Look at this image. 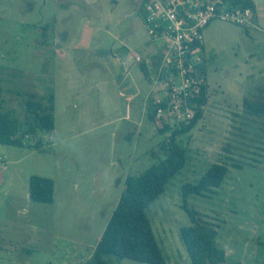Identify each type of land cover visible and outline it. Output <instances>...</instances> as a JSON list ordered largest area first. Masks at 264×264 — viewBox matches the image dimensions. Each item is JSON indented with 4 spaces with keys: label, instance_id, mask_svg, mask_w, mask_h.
Returning <instances> with one entry per match:
<instances>
[{
    "label": "rangeland",
    "instance_id": "obj_1",
    "mask_svg": "<svg viewBox=\"0 0 264 264\" xmlns=\"http://www.w3.org/2000/svg\"><path fill=\"white\" fill-rule=\"evenodd\" d=\"M254 1L256 27L216 20L205 31L209 104L180 138L186 166L147 210L166 264H192L181 237L191 225L185 201L214 223L227 264H264V146L259 151L242 145L259 153L254 155L239 151L236 142H242L240 128L247 129L240 117L243 98L264 81V0ZM140 4L0 0L5 111L22 119L30 94L55 96L54 132L27 136L23 146L0 143V264H86L127 177L159 161L154 152L165 136L146 114L156 72L149 67L150 79L136 60L139 55L147 63L159 43L146 30ZM99 48L124 57L123 70L113 67L112 57L90 53ZM228 143L237 155L225 151ZM215 163L229 167L222 186L214 194L185 197V187L198 184ZM32 176L54 180V203L30 199Z\"/></svg>",
    "mask_w": 264,
    "mask_h": 264
},
{
    "label": "trees",
    "instance_id": "obj_2",
    "mask_svg": "<svg viewBox=\"0 0 264 264\" xmlns=\"http://www.w3.org/2000/svg\"><path fill=\"white\" fill-rule=\"evenodd\" d=\"M238 1L244 5L252 6L257 11L254 0ZM141 14L143 15L142 10ZM204 50L206 52L205 47ZM94 54L104 57L110 56L112 52L111 50H98L94 51ZM208 61L209 58L205 53L204 63L201 67L205 83L200 94L193 99L196 116L190 123L172 127L165 121L157 119L154 95L150 98L147 118L155 125L157 132L165 136V139L159 144L158 151L154 152L155 158L159 161L141 174L127 177L119 203L94 250L93 257L86 264H108L106 258L110 256L117 259H130L138 264H166L147 210L156 199L166 192L170 181L187 164L188 152L181 145L180 138L189 133L203 118L205 108L209 104ZM140 65L146 72L145 63H140ZM24 105L25 113L22 119L6 112L5 99L0 88L1 144L23 146L24 138L27 136H36L40 131L48 133L55 131V96L52 93L46 100L37 99L34 94H30ZM240 117L243 119L241 123L247 129L240 128L244 133H241L240 136L242 142L236 140L241 146L237 148L239 151L257 155L259 153L254 150L263 151L264 146V81L255 92L243 98V113ZM251 128L256 129L257 133L252 132ZM40 145L41 140H38L36 147L39 148ZM242 145L254 150L245 149ZM231 149H236V147L228 143L225 151L230 155H237ZM228 173L227 163L213 164L198 184L185 187V197L190 194L199 196L214 194L215 189L222 186ZM29 197L34 202L54 203V180L32 176L29 182ZM184 208L190 216L191 225L181 229V237L192 264H227L226 251L218 245L216 240L218 232L214 223L204 219L205 215L201 212L190 209L187 201L184 203Z\"/></svg>",
    "mask_w": 264,
    "mask_h": 264
},
{
    "label": "built area",
    "instance_id": "obj_3",
    "mask_svg": "<svg viewBox=\"0 0 264 264\" xmlns=\"http://www.w3.org/2000/svg\"><path fill=\"white\" fill-rule=\"evenodd\" d=\"M141 10L149 36L159 43L153 91L157 119L172 127L188 124L196 116L193 99L205 83L207 27L220 20L253 28L257 11L238 0H141ZM136 60L145 63L142 56Z\"/></svg>",
    "mask_w": 264,
    "mask_h": 264
},
{
    "label": "crops",
    "instance_id": "obj_4",
    "mask_svg": "<svg viewBox=\"0 0 264 264\" xmlns=\"http://www.w3.org/2000/svg\"><path fill=\"white\" fill-rule=\"evenodd\" d=\"M141 1V0H140ZM255 2V1H254ZM141 5V4H140ZM256 5V3H255ZM256 8H257V5H256ZM141 9V7H140ZM258 9V8H257ZM98 50H111L112 54L110 56H104V57H112L113 61H112V65L115 69H117L118 72H121L123 70V60H124V57L122 56H119L120 58L116 57V53L113 49H95V50H91L90 53L94 54V51H98ZM99 57H103V56H100V55H97ZM148 62H150V64H148ZM141 66V65H140ZM145 67H146V75L149 76V78L151 77L152 78V75L151 73L149 72V67H152L155 72L158 71V67H159V58H156L155 57V54H152L150 55V57L148 58L147 60V63L145 62ZM141 69H142V66H141ZM143 70V69H142ZM150 78V79H151ZM153 97V92L148 96V99H147V103H146V108H148V103H149V100L150 98ZM147 110V109H146ZM146 114H147V111H146Z\"/></svg>",
    "mask_w": 264,
    "mask_h": 264
},
{
    "label": "flooded vegetation",
    "instance_id": "obj_5",
    "mask_svg": "<svg viewBox=\"0 0 264 264\" xmlns=\"http://www.w3.org/2000/svg\"><path fill=\"white\" fill-rule=\"evenodd\" d=\"M207 65H208V63H207ZM207 69H208V66H207Z\"/></svg>",
    "mask_w": 264,
    "mask_h": 264
}]
</instances>
